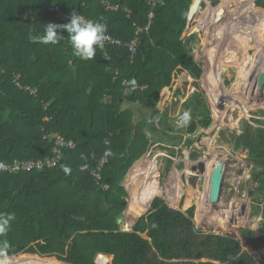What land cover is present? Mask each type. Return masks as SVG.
<instances>
[{"label":"trees","instance_id":"obj_1","mask_svg":"<svg viewBox=\"0 0 264 264\" xmlns=\"http://www.w3.org/2000/svg\"><path fill=\"white\" fill-rule=\"evenodd\" d=\"M149 1L0 0V161L44 159L52 155L57 133L77 143L76 148L65 149L62 161L53 168L0 172V214L13 217L7 231L0 233V252H17L11 257L0 253V264H67L28 253L27 248L60 261L88 252L90 264H99L101 253H105L106 264H264V222L256 230H240L247 250L242 249L235 234L198 227L194 219L197 204L195 216L194 205L183 211L159 199L163 197H155L132 231H123L118 223L127 206L124 179L134 164L127 178L130 186L136 161L151 146L144 132L148 120L137 118L136 105H156L175 75L187 72L195 80V91L182 103L178 99L171 113L165 109L158 123L167 133L180 137L212 123L200 82L203 65L193 54L196 35L181 38L193 0H158L153 8ZM229 1L235 2L236 8L226 12L227 22H217L221 35L242 20L238 30L250 34H243L245 40L260 39L264 35V3L259 0L254 7L249 4L251 0H221L217 6L210 3L206 11L201 10L207 30ZM108 3L118 4L119 9L108 8ZM51 7L105 23L107 32L123 44L95 48L94 57L86 59L75 54L66 30H58L61 38L56 44L37 42L47 23L70 22L58 21ZM152 9L155 15L149 30L138 34V28L148 24ZM135 38L134 53L126 43ZM208 40L205 35L204 43ZM226 55L213 59V71ZM16 76L23 85L35 89L37 96L17 87ZM209 79L206 81L211 83ZM133 85L146 88L130 92L128 88ZM184 112L191 119L187 126L179 127ZM259 124L242 119L240 132L234 130L224 139L234 152L247 153L256 184L251 193L257 205L254 212L264 218V121ZM193 142L186 138L188 147ZM159 146L174 154V149ZM106 148L112 155L103 171L102 182L109 185L104 190L80 167L85 162L82 155L96 165ZM199 156L194 151L191 158ZM166 162L167 170L172 159ZM192 183L196 184V177ZM160 187L157 179L156 188ZM170 195L176 205L180 197L177 188ZM232 211L229 219L233 227L246 223L249 217L244 209L238 215Z\"/></svg>","mask_w":264,"mask_h":264},{"label":"rangeland","instance_id":"obj_2","mask_svg":"<svg viewBox=\"0 0 264 264\" xmlns=\"http://www.w3.org/2000/svg\"><path fill=\"white\" fill-rule=\"evenodd\" d=\"M255 1L256 0H251L250 3H248L252 4ZM259 1L264 3V0ZM220 2L221 0H217L215 4L212 3V0H206L205 7L202 8V11H206L210 3L213 6H217ZM231 3L232 2L229 1L223 4L225 6L222 5L221 11L214 17V20L210 22L212 26L208 30L203 21L205 15H203L201 11H199L192 24V29H190H196V32H194L196 35V42L192 44L194 47L193 54L196 60L203 65V74L200 82L210 105L212 114L211 125L207 128H197L192 132L188 131L183 137L171 135L159 125L158 121L165 109H168L171 113L178 99H181L180 103L184 102L196 89L194 78L189 77L187 72L175 75L172 84L161 91L156 105L147 106L146 103L136 105L137 118L151 119L150 121L152 123V126H149V123H147L144 129L146 137L151 142L149 151L136 162H138L137 165L139 164L141 167L143 163L149 164V162L152 166L151 172L153 178L148 180L149 183H147L148 187L145 194L148 198L152 197V202L156 199L155 197H163L164 199H159L183 211L194 205L195 216L197 204L199 209L194 219L198 227L215 233L227 235L235 234L242 243V249L247 250L248 247L241 237L240 230L244 228L256 230L260 227L261 223L264 222V218L262 214L255 215L254 212L257 205L251 198V193L256 185L253 180L252 163L247 158L248 155L246 152H234L231 145L224 139V135H228L234 130L240 132L242 119H247L254 126L260 125L259 121H264V83L262 86H258V81H260L259 76H261L264 71V61L260 63L263 65H260V68L256 71L258 73L260 70L258 75L253 72L248 76L250 78H248L247 81H242L245 83L243 87H245L246 90L241 93L237 92L241 85L240 79L242 78V72L238 69V65L244 61L246 63L247 58L248 63L251 61V64H254V60L257 58L258 61V58L264 53V46L260 45V39L256 40L255 38H251L250 42L245 40L243 34H250H246L245 29H242V32L238 30L242 20L235 23L234 26L230 25L231 27L229 29L227 28L229 31L225 35H221V31L216 24L217 22H222V20L227 22L228 16L226 12L230 10V7L232 9L236 8V3ZM246 4L244 5L248 6ZM258 25L259 26H256L257 29L260 28V24ZM235 29H237V31ZM233 34H240L248 49L247 51L242 49L238 52L237 57L234 58L236 60L234 61V59H231L227 62L219 73H217V67L214 69L213 73L217 74L216 76L219 77L218 80L220 85L213 87L211 83L205 80V73H207L208 70L211 71L212 68L207 69L206 67L210 64L212 66L214 58L220 59L222 54L226 55L230 52L231 44L235 42ZM205 35L209 36L207 43H204ZM190 36L191 34H188L187 38ZM230 36L232 37L230 38ZM199 43L201 44L200 46L198 45ZM216 50H219V52L215 53ZM260 51H262V53H260ZM228 81H231L230 85L227 84ZM178 90H181L182 93L178 94ZM261 91L263 92V97L259 96L262 93ZM254 95L256 97L258 96V99H255V97H253ZM155 106L159 109L153 112L151 108ZM178 109H182L180 104L178 105ZM188 137L192 138L194 141L190 147L186 145V138ZM159 145L174 149V154L171 153V155L169 150L163 149ZM194 151L200 153L197 159L191 158ZM216 157H222L226 162L223 191L220 201L213 206L211 205L210 208L204 211L202 210L198 196L203 192L204 186L206 185V166H209ZM167 158L172 159V165L166 170ZM135 169L133 170L135 171ZM128 174L129 171L124 179V184L128 191L127 206L123 213V221L120 225L122 226L125 222H131L129 224L132 228L136 221L147 213L149 208L141 215H135L131 213V211L129 212V204L132 200L130 187L131 191L133 187L132 183H130L129 186L127 182ZM193 177H196V184L192 183ZM157 179L161 184L159 189L156 188ZM132 181L131 179V182ZM175 187L180 197L177 199V204L173 205L170 193L172 190L176 189ZM243 209L249 218L244 220L246 223L233 227L232 221L229 219L231 210H233L232 213H234V215H238L243 212ZM238 219H242V217L239 216ZM223 229L226 230L219 232ZM24 250L28 253L38 254L39 256L53 257L57 261L66 262L67 264H90L92 261V257L88 252H82L80 255H76L69 260L60 261L56 256H47L32 251L29 248ZM0 253L8 254L11 257L15 256L14 254L17 252ZM98 263L106 264L103 254L99 255Z\"/></svg>","mask_w":264,"mask_h":264},{"label":"built area","instance_id":"obj_3","mask_svg":"<svg viewBox=\"0 0 264 264\" xmlns=\"http://www.w3.org/2000/svg\"><path fill=\"white\" fill-rule=\"evenodd\" d=\"M158 0H150L149 3L152 5V8L157 4ZM108 8L111 9H119V5L115 4H109ZM51 9L56 11V19L58 21H70L71 14L66 13L62 9L58 7H51ZM128 12H130L127 9ZM79 14V13H78ZM81 15V14H80ZM154 10L152 9L149 13V21L148 24L145 27H139L137 30V33L140 34L143 31L149 30V27L154 19ZM86 19H90L84 15H82ZM93 20V19H91ZM123 41L109 32H106L105 39L102 43V46L94 45V48H100L105 49L108 46L111 45H122ZM129 47L130 51L134 52L136 51V44H137V38L133 39L129 43H126ZM126 80H124V84H126ZM14 83L17 87H19L22 90L29 91L32 95L37 96V92L35 89L28 85H23L19 77L16 76L14 78ZM146 88L145 85L139 86V85H133L128 88V90L135 91L138 89H144ZM53 147H52V155L44 158V159H16L13 162H5L0 161V172H9V173H18V172H29V171H41L46 168H53L57 166L63 159L64 151L67 148H76L77 143L73 139H67L65 136H63L60 133H57L53 136ZM106 145L109 146V141H106ZM112 155V151L109 148H106L103 154L98 158L97 164L93 165L91 164L88 159L82 155V157L85 159V162L81 165L80 169L82 171L89 172L91 176L96 181L97 185L100 186V188L106 190L109 188L108 184H104L103 181V171L105 165L108 163L109 158Z\"/></svg>","mask_w":264,"mask_h":264},{"label":"bare ground","instance_id":"obj_4","mask_svg":"<svg viewBox=\"0 0 264 264\" xmlns=\"http://www.w3.org/2000/svg\"><path fill=\"white\" fill-rule=\"evenodd\" d=\"M253 5L254 4L252 3V7H253ZM211 26H212V24H210L209 28H211ZM234 37H235V42L232 45L231 51L226 56H224L222 61H220L219 64L217 65V73H219L220 70H222V67L225 66L227 64V62H229L231 59L236 58L238 52H240L242 49H244L245 51H247V49H248L245 42L242 40L240 34L239 35L236 34V35H234ZM260 45L264 46V35L260 38ZM235 60L236 59H234V61ZM256 63H257V58L254 60V64H251V61L248 63V58H247L246 63L244 61L238 65V69L241 70V72H242V75H241L242 78L240 79L241 85L238 88L237 92L241 93V92H244L246 90L245 87H243V85L245 83L242 81L243 80L247 81V79L250 78L248 76H250L251 73H253V69H254ZM211 67L212 66L210 64L206 68L211 69ZM259 68H260V66H259ZM211 71L208 70L207 73H205V75H206L205 80H207V78L209 79V76H210L209 74L211 73ZM256 71L254 73H256V75H258L260 70L258 71V73ZM211 75H212V77H211V80L209 79V81L216 86L220 85L219 84L220 82L218 80L219 77L216 76L217 74L212 73ZM246 84H247V82H246ZM262 94H263V92L259 96L263 97ZM253 97H255V99H258V96L256 97L254 95ZM212 164H213V162H211L209 166H206V170H205L206 171V185L204 186L203 192H201V194L199 196L197 195L200 199L202 210H204V211H206V209L210 208L211 205L212 206L214 205L213 203L209 202V188H208L209 175H210V170H211ZM151 171H152V166L149 162V164L143 163L142 167H141V165L138 164L135 171L133 170V172H132L131 179L133 180V183L132 182L131 183H132L133 188L131 191V195H132L131 199L132 200L129 204V212L131 211V213H133L135 215H141L144 211H146L150 207V205L152 203V201H151L152 197L148 198L147 196H145L146 190L148 187L147 183H149L148 180L153 178ZM132 192H133V194H132ZM129 223H131V222H129Z\"/></svg>","mask_w":264,"mask_h":264},{"label":"clouds","instance_id":"obj_5","mask_svg":"<svg viewBox=\"0 0 264 264\" xmlns=\"http://www.w3.org/2000/svg\"><path fill=\"white\" fill-rule=\"evenodd\" d=\"M60 29L67 31L69 42L76 55L91 59L95 55L94 45L102 46L107 32V25L99 21L86 19L77 12H72L70 22L66 24L47 23L45 25L44 35L36 37L37 42L56 44L61 38V35L58 34V30ZM190 119V114L184 112L179 117L178 126H187ZM12 219L13 217L11 215L0 214V233L7 231Z\"/></svg>","mask_w":264,"mask_h":264},{"label":"water","instance_id":"obj_6","mask_svg":"<svg viewBox=\"0 0 264 264\" xmlns=\"http://www.w3.org/2000/svg\"><path fill=\"white\" fill-rule=\"evenodd\" d=\"M205 2L206 0H193L192 1L189 7V10L187 12V26L181 37L183 40L187 39L188 34L192 35L194 34V32H196L195 28L193 30H190L189 27L194 23L199 11L202 10V5ZM198 45L200 46L201 44L199 43ZM262 61H264V53H262L261 56L258 58V61L253 69V72H255L259 68L260 63ZM259 77H260L259 78L260 81H258V86L259 85L262 86L264 83V71ZM225 172H226L225 160L222 157H216L213 160V164H212L210 175H209V182H208L210 203L217 204L220 201L222 191H223ZM122 221H123L122 218L118 219L119 224L122 223ZM121 229L123 231H132V228L130 227V224L128 222L123 223V225L121 226ZM101 254H105V253H101ZM114 254L117 256V260H118V254L117 253H114Z\"/></svg>","mask_w":264,"mask_h":264},{"label":"crops","instance_id":"obj_7","mask_svg":"<svg viewBox=\"0 0 264 264\" xmlns=\"http://www.w3.org/2000/svg\"><path fill=\"white\" fill-rule=\"evenodd\" d=\"M242 34H243V33H242ZM189 77H191V76H189ZM191 78H192V77H191ZM168 93H169V92H168ZM172 99H173V98H172ZM145 103H146V102H145ZM146 104H147V103H146ZM147 105H148V104H147ZM148 106H149V105H148ZM150 118H152V117H150ZM147 120H148V119H147ZM150 120H151V119L148 120V123H149V126H152V123H151ZM133 165H134V164H133ZM133 165H132V166H133ZM132 166H131V167H132ZM131 167H130V168H131ZM129 171H130V169H129ZM123 184H124V182H123ZM124 186H125V184H124ZM126 190H127V189H126ZM127 192H128V191H127ZM149 208H150V207H149ZM148 210H149V209H148Z\"/></svg>","mask_w":264,"mask_h":264},{"label":"flooded vegetation","instance_id":"obj_8","mask_svg":"<svg viewBox=\"0 0 264 264\" xmlns=\"http://www.w3.org/2000/svg\"><path fill=\"white\" fill-rule=\"evenodd\" d=\"M254 4V3H253ZM253 7H254V5H253Z\"/></svg>","mask_w":264,"mask_h":264}]
</instances>
